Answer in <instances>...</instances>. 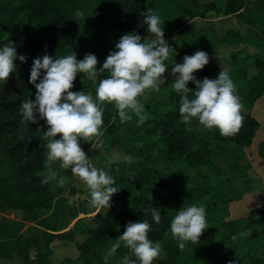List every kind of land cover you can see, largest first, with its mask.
I'll return each instance as SVG.
<instances>
[{
	"label": "trees",
	"instance_id": "16d2710c",
	"mask_svg": "<svg viewBox=\"0 0 264 264\" xmlns=\"http://www.w3.org/2000/svg\"><path fill=\"white\" fill-rule=\"evenodd\" d=\"M147 8L159 13L165 34L176 31V39L188 40L195 50H209L214 46L213 26L194 27L180 33L181 20L221 9L223 14H233L252 25L254 39L264 46V22L254 17L255 11L264 12V0H0V47L12 41L17 53L26 56V61H21L18 55L15 71L7 81H0V211L19 210L26 220L48 228L36 236V248L45 253L44 258L17 257L15 231L9 228L5 237H0L1 259H14L15 264H56L51 260L49 243L54 237L64 236L63 232L53 231L59 229V218L96 210L88 206L90 196L77 204L71 203L64 194V185L57 186L56 181L42 184L43 177L37 175L45 171L47 149L43 120L38 124L21 123L22 103L28 97L35 100L36 89L29 82L34 60L45 54L58 58L75 53L78 59H83L86 53H93L98 57L99 69L110 51L117 50L115 45L125 33L137 32L151 39L148 26L143 23L144 17L140 15ZM77 10L84 15L78 17ZM176 52L172 54L175 60L172 67L183 63L185 55L194 54L182 47ZM250 67L252 72H249ZM220 71L217 65L197 70L194 75L200 80L215 79ZM225 71L234 74L241 103L249 109L264 93V49L253 53L243 49L231 51L230 64ZM173 79L171 76L159 92L141 98L150 116L143 125L137 126L134 117L130 122L132 126L124 129L114 105H103V139L137 157L114 163L111 168L103 166L113 176L114 186L120 188L119 196L131 199L126 203H111L103 213L96 212L95 224L86 229V237L76 246V257L63 259L65 264H105V252L125 231L127 223L143 219L152 225L150 239L163 245V255L153 264H264V207L251 208L246 216L238 219H225L216 214L222 204L240 199L252 188L251 181L234 183L225 168L220 167L226 175L221 172L210 187L203 172V167L214 161V157L225 155L234 171L251 176L243 148L252 141L259 121L242 110V127L229 137L221 136L219 129L188 126L181 122L180 94L170 86ZM95 85L84 80L83 73H78L71 91L94 92ZM188 87L195 89V82L190 81ZM189 97L192 98V93ZM37 117L39 119L38 113ZM258 153L264 159V138L258 143ZM173 155L177 156L179 169L167 171L156 163ZM53 168L61 177L62 170L56 165ZM188 169L191 171H186ZM181 179L184 185L178 187L176 182ZM138 185L156 187L158 194L148 197L144 191H137ZM193 203L205 207L208 228L199 244L189 242L181 251L171 234L165 231L177 211ZM153 207L161 211L159 224L152 220L151 212L146 211ZM39 209L48 213L40 217ZM50 217L53 222L49 221ZM127 252L122 246L107 264H120Z\"/></svg>",
	"mask_w": 264,
	"mask_h": 264
},
{
	"label": "clouds",
	"instance_id": "9594fccd",
	"mask_svg": "<svg viewBox=\"0 0 264 264\" xmlns=\"http://www.w3.org/2000/svg\"><path fill=\"white\" fill-rule=\"evenodd\" d=\"M76 15L82 17L84 13L77 10ZM140 15L144 17L143 23L147 24L151 39L137 32L125 33L115 45L117 50L110 51L99 69L98 57L93 53H86L83 59H78L76 53L58 58L45 54L36 58L29 81L36 89L35 100L28 97L21 105L22 124H38L39 120H46L48 126L43 132L47 149L45 171L37 173L43 177L41 183L56 181L57 186H63L64 178L58 177L53 165L58 163V167L64 170L71 168L72 175L89 190L88 206L92 208H110L112 196L120 188L113 186L115 180L109 171L92 162L81 146V139L94 142L92 148L100 149L96 138L101 135L103 105L106 103L114 105L122 124L132 122L135 117L136 125H143L150 116L145 112L141 98H146L151 92H159L167 79L165 73L169 64L165 62L172 55L173 47L165 39L164 22L152 8H147ZM17 56L14 42L8 41L0 47V81H7L15 71ZM19 59L26 61V56L19 55ZM209 62V54L197 50L192 55H185L183 63H176L171 69L174 79L170 86L180 94L181 122L191 124L195 120L205 129H219L221 136L236 135L244 119L236 83L223 69L215 79L204 77L200 80L194 75ZM78 73L84 74V80L96 84L94 94L84 90L71 91ZM105 73V78L100 79ZM190 81L195 82V89L188 87ZM189 93H192V98ZM58 134H61L59 138ZM121 159L117 154L109 157L106 161L108 168ZM146 211L151 212L156 224L161 222L159 208ZM151 228L147 219L129 221L125 231L105 252V264L122 246L128 252L120 264H153L161 257L163 245L150 239ZM206 228L205 207L193 203L177 211L169 231L183 251L189 242L199 244Z\"/></svg>",
	"mask_w": 264,
	"mask_h": 264
},
{
	"label": "crops",
	"instance_id": "0c3cea01",
	"mask_svg": "<svg viewBox=\"0 0 264 264\" xmlns=\"http://www.w3.org/2000/svg\"><path fill=\"white\" fill-rule=\"evenodd\" d=\"M254 17L259 22H264V12L263 11H255ZM211 24L213 26L214 30V38H215V44L212 46L209 50H203L209 54L210 62L205 66V68H214V66H217L220 68V70H226L227 64H230V53L233 50L237 49H243L244 51L248 53H253L257 51H262L264 49V46L261 42L256 41L253 37L254 28L250 24H246L239 19H237L233 14H223L222 9L219 12L216 11H208L205 16H199V15H192L185 17L181 20V26H180V33H184L188 31L191 28L199 27V26H206ZM142 37H145L141 34ZM176 31L165 34V39L169 43L171 47L174 48L176 45L173 43V40H175ZM176 41V40H175ZM185 43L188 45L189 48H192L191 50L194 51V53L197 51L194 49L193 43L189 42L188 40H184ZM192 46V47H191ZM180 47V46H177ZM175 49V48H174ZM221 64H223L221 68ZM226 64V68L224 67ZM171 69V67H170ZM169 70L168 74L166 76L168 77L165 81L169 80L171 78V70ZM253 68H249V72H252ZM230 77L233 79L234 74L232 72H228ZM105 74H101L99 77L100 79L105 78ZM93 94L95 93L92 92ZM263 102L264 101V93L256 98L254 102L252 103V106L249 108L250 113L253 114L255 111V107L257 102ZM131 123L128 124H122V128H130L132 125ZM43 127L44 130L47 131V123L46 120H43ZM102 133V130H101ZM256 134V133H255ZM61 134H58L59 136ZM97 142L100 145V149H93L92 143L94 142H85L83 139H81L80 143L82 148L85 150V152L88 154L89 158L92 160V162L97 167H103L107 165L106 161L109 157H111L114 154H119L122 158L118 162L123 161H132L136 160V156L127 153L124 149L119 147L116 143L111 142L107 139H103L102 135H99L97 138ZM108 142V143H107ZM118 151H116V149ZM125 154H128L131 157V160H124L123 157H126ZM59 164L57 163V167ZM59 168V167H58ZM61 169V168H60ZM62 170V176L64 178V186L66 187V182H69L72 180L73 182L70 183V185H75L74 188L71 187L70 192L71 195H74L78 200L84 199L83 196L87 194V198L90 196L89 190L87 187L83 184V182L79 181L77 177L72 175L71 168ZM114 186V185H113ZM68 191L65 189L64 194L67 195V197H70V194L65 193ZM89 194V196H88ZM80 196V197H78ZM116 198L118 197V193L115 194ZM102 209V211H101ZM38 214L41 216L47 214L48 212H44L42 209H39ZM101 212L103 213V208H96L93 212L90 213H83L79 212L76 216H70V222L68 224L63 223L62 217L59 218L58 221V230H53L54 232H63L64 236L62 239H76L77 236L81 237V240H83L86 237V229L92 225V223L95 224L96 218L95 213ZM53 218L50 217L49 221L53 222ZM9 228L14 229L15 231V237H14V244L16 246V256L17 257H36L38 259L44 258L45 253L43 251H39L36 248V236L40 234V232L47 230L48 228L36 223L35 221H29L22 217L21 211L14 210V209H8L5 211H0V237H5L6 232ZM57 239H60L59 237H54L49 245L52 250H54V246L57 243ZM61 239V240H62ZM77 240V239H76ZM52 255V254H51ZM6 261V259H4ZM12 260V264H15L14 259H7Z\"/></svg>",
	"mask_w": 264,
	"mask_h": 264
},
{
	"label": "rangeland",
	"instance_id": "374dc122",
	"mask_svg": "<svg viewBox=\"0 0 264 264\" xmlns=\"http://www.w3.org/2000/svg\"><path fill=\"white\" fill-rule=\"evenodd\" d=\"M178 34V33H177ZM175 40H173V43H175L176 45L174 46L173 50H172V54H176L177 52V46L182 47L185 51H189V52H193V50H191L192 48H189L188 45L185 43V41L183 40H177L176 36L174 38ZM192 47V46H191ZM18 55H22L19 54ZM174 56L171 55L169 57V59L165 62L168 63V69H172V66L174 64ZM223 64H221V68H222ZM226 68V64L224 66ZM167 69L166 74H168L169 70ZM170 69V70H171ZM167 77V76H166ZM168 78V77H167ZM166 82V81H165ZM96 88V85H95ZM243 111H246L248 113H250V110L248 109V107H243L242 109ZM255 111L253 112V115L258 121H259V127L257 128L256 134L253 136L252 141L250 142L249 145L244 146V152L246 153L248 160H249V164L251 166L249 173L251 176H242L240 173H237L236 171H234V168L231 164H229V160L227 159V157L225 155L222 156H216L214 157V161H212L211 163L206 164L203 167V172L205 174V179L207 182V185H209L210 187L213 186V184L215 183V181L221 176V172H223L225 175L227 173V175H229V178L232 182L234 183H241V182H250L252 188H248L242 195V197L238 200H233L230 201L228 203H224L222 204L217 210H216V214L218 216H222V218L225 219H238V218H242L244 216L247 215L248 211L251 208H260V207H264V159L259 155L258 153V143L260 140H262L264 138V101L263 102H257L256 107L254 109ZM132 125V124H130ZM188 126H194V125H199L198 122L193 121L191 124H187ZM200 127H202L201 125H199ZM203 128V127H202ZM99 142V140H98ZM108 143V142H107ZM116 151L117 148H115ZM154 151V150H153ZM117 155H119L117 153ZM128 160H131L130 155L125 154ZM120 156V155H119ZM137 159V157H136ZM176 161H177V156L173 155L172 157H170L169 159L163 160V161H157L156 163L158 164L159 167L165 168L167 171H173L175 169H179L176 166ZM220 167L225 168L223 171ZM219 168L221 169V171L219 170ZM186 171H191V169H188ZM78 179V178H77ZM251 179V180H250ZM73 182L72 180H70L69 182H66V187L65 189L68 191L65 192L67 194H70V197L68 198L69 202L71 203H76L79 201L76 197H74V195H71L72 193L70 192L71 187L74 188L75 190V185L76 182L75 181V185H70V183ZM178 187H182V183L184 185V180H178L177 182ZM70 189H69V188ZM176 187V186H175ZM64 189V190H65ZM137 191L138 192H142L144 191L146 193V195L148 197H153L155 195L158 194V188L156 187H143V186H137ZM89 196V194H88ZM80 197V196H78ZM84 198H87V194L85 196H83ZM205 197H207V194L205 195ZM130 197L129 198H124L119 196L116 198L115 194L112 196V201L111 203H126L128 201H130ZM201 200H203V198H200ZM100 209V208H99ZM108 208H103V212L107 211ZM102 211V209H101ZM70 222V217L69 216H65L63 218V223L68 224ZM94 223H92L91 226H93ZM170 227H168L165 231V233H170L169 231ZM60 239H57V243L55 244L56 246H54V250L53 253L51 255V260L56 263V264H65L64 260L68 259V258H74L77 255V244L81 241V237L77 236V240L76 239H62L63 237H59ZM62 239V240H61ZM234 241V240H233ZM246 242V241H245ZM232 244H235V242H233ZM245 244V243H244ZM164 252H162L161 256L163 255ZM97 257L100 256L99 252H95L94 253ZM64 259V260H63ZM63 260L62 263H60ZM0 264H12V260H4L0 258Z\"/></svg>",
	"mask_w": 264,
	"mask_h": 264
}]
</instances>
